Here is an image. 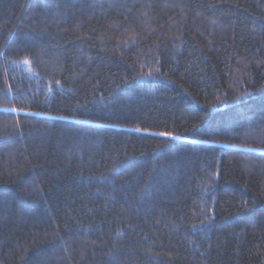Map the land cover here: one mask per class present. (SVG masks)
I'll return each mask as SVG.
<instances>
[{"label":"trees","instance_id":"obj_1","mask_svg":"<svg viewBox=\"0 0 264 264\" xmlns=\"http://www.w3.org/2000/svg\"><path fill=\"white\" fill-rule=\"evenodd\" d=\"M0 264H264V0H0Z\"/></svg>","mask_w":264,"mask_h":264}]
</instances>
